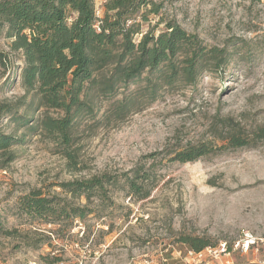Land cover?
Masks as SVG:
<instances>
[{"label": "rangeland", "instance_id": "rangeland-1", "mask_svg": "<svg viewBox=\"0 0 264 264\" xmlns=\"http://www.w3.org/2000/svg\"><path fill=\"white\" fill-rule=\"evenodd\" d=\"M107 1L96 0L97 17ZM148 1L134 17L133 39L179 27L205 49L197 80L162 87L151 100L136 85L119 89V100L131 93L134 102L122 116L87 90L81 100L92 115L80 114L71 130L76 166L49 138L0 112V131L22 138L0 169V264H264V140L240 149L220 140L228 131H264V2ZM220 55L224 64L215 66L211 58ZM23 95L0 88V110L17 108ZM26 105L18 115L31 112ZM44 114L63 117L42 107L34 118ZM201 145L208 152L195 162L171 161L175 151ZM92 177L109 182L90 201L60 187ZM137 177L148 178L144 199L127 189L126 179ZM31 190L66 204L69 217L46 225L25 215L16 202ZM84 207L91 214L75 220L72 209ZM181 235L215 247L196 254L176 243Z\"/></svg>", "mask_w": 264, "mask_h": 264}, {"label": "trees", "instance_id": "trees-1", "mask_svg": "<svg viewBox=\"0 0 264 264\" xmlns=\"http://www.w3.org/2000/svg\"><path fill=\"white\" fill-rule=\"evenodd\" d=\"M95 2L0 0V88L24 92L17 108L6 106L0 112L14 117L25 131L43 135L57 144L72 166L77 164L71 151L73 123L82 113L92 115V109L82 101L87 98V90L95 88L96 94L108 102L112 115H126L133 109L134 102L130 99L131 93L122 94L119 100V89L126 93L130 85H136L135 92L141 90V97L143 93L151 100L162 87L171 88L183 80L194 84L206 55L192 36L173 25L157 35H145L136 43L133 38L139 30L134 17L148 8V0H108L103 5L101 18L95 13ZM152 12L158 13V9ZM221 57H212L211 63L218 59L214 65H223ZM27 97H30L28 103ZM25 105L31 112L18 115V110ZM42 107L59 111L63 117L44 114L35 119ZM262 139L264 131H252L249 137L242 136L241 131H228L220 137L231 149L244 148ZM21 142V137L0 131L1 170L14 160L12 148ZM207 152L205 145L189 146L175 151L171 161L191 163ZM147 180V177L126 179L128 191L140 195V199L146 198L149 194ZM108 182L104 177H92L62 183L60 187L72 198L90 201L95 194L103 192ZM53 199L41 190H31L19 197L16 204L30 218L54 225L55 218H68L69 213L66 204L59 205ZM72 212L78 221L91 214L86 207L74 208ZM176 243L196 254L215 247L208 239L189 235L179 236Z\"/></svg>", "mask_w": 264, "mask_h": 264}, {"label": "built area", "instance_id": "built-area-1", "mask_svg": "<svg viewBox=\"0 0 264 264\" xmlns=\"http://www.w3.org/2000/svg\"><path fill=\"white\" fill-rule=\"evenodd\" d=\"M245 237H248L247 233L244 234Z\"/></svg>", "mask_w": 264, "mask_h": 264}]
</instances>
